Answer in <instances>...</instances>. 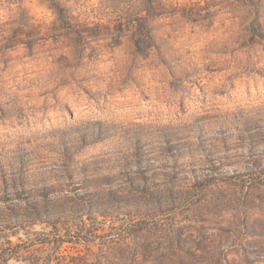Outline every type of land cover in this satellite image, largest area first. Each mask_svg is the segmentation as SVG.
<instances>
[{
  "label": "rangeland",
  "instance_id": "obj_1",
  "mask_svg": "<svg viewBox=\"0 0 264 264\" xmlns=\"http://www.w3.org/2000/svg\"><path fill=\"white\" fill-rule=\"evenodd\" d=\"M11 1L0 264H264V35L250 4L158 0L162 45L142 55L108 35L123 1L79 0L105 24L82 47L55 29L51 0ZM23 14L42 32L32 44Z\"/></svg>",
  "mask_w": 264,
  "mask_h": 264
},
{
  "label": "trees",
  "instance_id": "obj_2",
  "mask_svg": "<svg viewBox=\"0 0 264 264\" xmlns=\"http://www.w3.org/2000/svg\"><path fill=\"white\" fill-rule=\"evenodd\" d=\"M23 0H13L11 2H20L19 8H22ZM53 5L52 8L56 15V28L64 36L71 37L72 41L76 46H88L94 38L100 36L101 31L100 27L105 25L103 21L90 19V16L86 14L84 17L81 12L78 11L80 5L79 0H51ZM125 2L123 6L119 5L116 9L113 10L115 17L109 18L106 23L108 29V35L112 39H116L119 36H124L130 34L132 37L134 46L137 49V53L145 55L147 51L153 47L159 48L162 43L157 39L153 28L150 26V19L157 13H159L162 8H164V3L159 2L158 0H153L152 2H146L144 4L139 3L138 0H120ZM251 6V12L253 18L251 20V27L254 31L259 30L261 34L264 35V25L261 22L262 14V1L261 0H245ZM80 5V6H79ZM25 11V10H24ZM96 8L92 10L95 12ZM97 17V16H96ZM21 22V31L26 34L25 42L32 44L35 40L40 39L42 32L39 27L41 25L36 24L33 26L34 30L37 32L34 33L30 31L27 27L30 26L29 22L33 20L29 15L23 14ZM35 24V23H32ZM38 25V26H37ZM26 27V28H24ZM114 30V31H113ZM11 41H8L6 45H9ZM260 166V165H259ZM262 170V169H261ZM71 261H74V258H71L67 262L58 261L57 264H69ZM77 264H79L77 262ZM87 264V263H83Z\"/></svg>",
  "mask_w": 264,
  "mask_h": 264
}]
</instances>
